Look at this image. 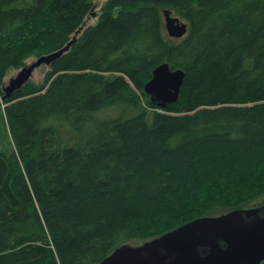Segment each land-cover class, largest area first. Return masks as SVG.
<instances>
[{"label":"trees","instance_id":"obj_1","mask_svg":"<svg viewBox=\"0 0 264 264\" xmlns=\"http://www.w3.org/2000/svg\"><path fill=\"white\" fill-rule=\"evenodd\" d=\"M92 9L0 0V264H98L264 199V0H106L86 26ZM72 40L1 101L8 71ZM164 63L185 76L160 110L144 87Z\"/></svg>","mask_w":264,"mask_h":264},{"label":"water","instance_id":"obj_2","mask_svg":"<svg viewBox=\"0 0 264 264\" xmlns=\"http://www.w3.org/2000/svg\"><path fill=\"white\" fill-rule=\"evenodd\" d=\"M164 10V27L169 38L179 40L187 33V24ZM73 40L49 55L36 58L10 79L3 88L1 101L27 84L34 71L50 66L66 53ZM184 72L172 70L167 63L158 66L144 93L158 109L176 103L184 81ZM264 262V203L234 210L219 216L198 218L173 231L140 245L124 244L98 264H262Z\"/></svg>","mask_w":264,"mask_h":264},{"label":"rangeland","instance_id":"obj_3","mask_svg":"<svg viewBox=\"0 0 264 264\" xmlns=\"http://www.w3.org/2000/svg\"><path fill=\"white\" fill-rule=\"evenodd\" d=\"M105 1L106 0H92L93 9H92L90 15L86 19V22H85L86 26L94 25L96 23L97 17L99 14V10H100L101 6L105 3ZM171 17L178 19L180 23H185L178 16H176V14H174L173 12L171 14ZM162 18H163V26H164V17H162ZM163 28H164L165 35L168 37L167 32L165 30V27H163ZM34 61H35V58H31V59H28L25 63H26V65H30ZM19 71L20 70L8 71L6 78L4 80V87L8 85L9 80L14 78ZM47 71H48L47 66H41L40 68H38L34 71L30 81L33 83H36V84L41 83L43 81L44 76H45ZM106 112H108V113H106V114L102 113V116L106 117V116H110L112 114V112H110V111H106ZM59 127L61 130L63 128V124L59 125ZM62 134L64 137L67 135L65 130L62 131ZM11 148L13 149V145H11V139H10L9 134L7 132V128L5 127V123H3L2 119H1V115H0V151L9 153V150ZM258 203L260 205L263 204L264 199L260 200ZM257 206H259V205H257ZM140 244H142V242L138 241V242L133 243L132 246H137Z\"/></svg>","mask_w":264,"mask_h":264},{"label":"bare ground","instance_id":"obj_4","mask_svg":"<svg viewBox=\"0 0 264 264\" xmlns=\"http://www.w3.org/2000/svg\"><path fill=\"white\" fill-rule=\"evenodd\" d=\"M61 130H62V129H61ZM226 183H227V182H226ZM248 183H249V182H248ZM248 183H247V184H248ZM249 185H250V184H249Z\"/></svg>","mask_w":264,"mask_h":264}]
</instances>
